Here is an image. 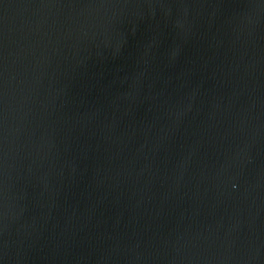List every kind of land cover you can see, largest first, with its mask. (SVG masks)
<instances>
[{
	"label": "water",
	"instance_id": "95a60500",
	"mask_svg": "<svg viewBox=\"0 0 264 264\" xmlns=\"http://www.w3.org/2000/svg\"><path fill=\"white\" fill-rule=\"evenodd\" d=\"M0 264H264V0H0Z\"/></svg>",
	"mask_w": 264,
	"mask_h": 264
}]
</instances>
